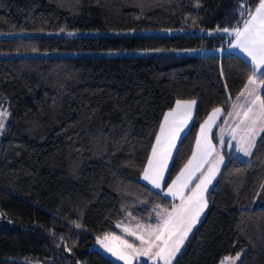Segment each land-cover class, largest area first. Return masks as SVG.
<instances>
[{"label": "trees", "instance_id": "trees-1", "mask_svg": "<svg viewBox=\"0 0 264 264\" xmlns=\"http://www.w3.org/2000/svg\"><path fill=\"white\" fill-rule=\"evenodd\" d=\"M257 4L0 0V53H64L0 57V108L7 112L0 133V264H116L92 248L94 241L120 234L116 223L127 216L155 223L160 209L173 207L141 178L162 117L177 100L196 101L167 184L189 159L208 114L227 110L253 75L242 56L225 50L221 30L241 27L247 16L238 6ZM80 51L115 54L66 55ZM223 152L206 211L172 264H218L237 253L236 264H264V205L257 204L264 130L248 159Z\"/></svg>", "mask_w": 264, "mask_h": 264}, {"label": "snow or ice", "instance_id": "snow-or-ice-1", "mask_svg": "<svg viewBox=\"0 0 264 264\" xmlns=\"http://www.w3.org/2000/svg\"><path fill=\"white\" fill-rule=\"evenodd\" d=\"M247 2V0H245ZM241 17L247 16V19H243V26H237L229 32V29H223L224 32L235 36L234 44L232 47H236L243 52L246 57L250 58L251 65L253 67V75L249 76L248 84L245 85L246 89H249V85H254L256 82V72L261 66H264V0H258L257 7L255 10L246 9L243 6H238ZM264 75V72L260 73ZM264 84V80L261 81ZM256 89L251 88L249 91L250 95H255ZM243 95V93H242ZM261 111L256 114L257 120L264 121V99H260ZM177 109H173V113L177 112L178 109L183 107L185 110H190L196 101L181 102L177 100ZM256 101L253 100L245 111L244 117L250 118L249 113L252 112V106L255 105ZM235 107V106H234ZM214 113L222 112L221 108L213 110ZM6 118V113L3 114ZM172 113L165 114V122L161 124V134L156 136V143L152 145V153L148 158V164L144 169L143 178L148 180L153 187L160 188L161 185L158 181L164 180V169L168 167V160L172 157L171 149L175 147L174 139H167L162 142V134L165 133L166 126L171 133L172 126L168 123L169 116ZM231 115V113H229ZM211 119V117H210ZM257 120H253L252 124L255 125ZM187 120L182 123L187 124ZM207 123V121H206ZM4 128V123L0 120V130ZM202 132L204 125L201 126ZM235 129H233V132ZM180 129L175 130V135H179ZM235 139V136H233ZM255 135H250L246 143L239 147V151L245 155H251L252 149L255 146ZM198 148H200V161L205 160L208 156L212 155V149L210 144L206 146H200V140H197ZM197 154L193 153V159H196ZM223 157L219 158L222 161ZM217 165L209 166L207 173H201L197 175L200 168L204 167L202 163H197L191 171L185 175V170L189 169L193 161L190 160L185 165L184 169L181 170L180 176L176 180H173L172 184L168 185L166 195L173 197L179 196L181 203L173 206L172 212L167 213V218L163 220L162 225L156 229L149 231V239L145 240L143 236H138L137 239L142 244H147L148 249L138 251L136 254L148 255L151 249L155 248V256L163 261V264H171L172 258L176 256L181 250V246L184 244L188 234L192 231L193 226L198 222V218L204 212L207 207V201L205 199V193L208 192L209 186L212 185L213 179L216 173L219 171ZM195 183V189L191 191L187 196L185 195L184 189H188L190 184ZM140 228V225H137ZM128 231V229H125ZM130 235H136L135 232H130ZM154 235V239H152ZM127 248L132 249L133 245L128 244L125 241ZM109 252L116 255L118 259L125 260L127 264V258L123 254H117L113 252L111 248H108ZM240 259V253H237L234 258H231L232 264H236V261ZM229 260V257H225L220 264H225Z\"/></svg>", "mask_w": 264, "mask_h": 264}, {"label": "crops", "instance_id": "crops-1", "mask_svg": "<svg viewBox=\"0 0 264 264\" xmlns=\"http://www.w3.org/2000/svg\"><path fill=\"white\" fill-rule=\"evenodd\" d=\"M256 7H257V5H256ZM255 8H254V10H255ZM242 26H243V24L241 25V27ZM234 41H235V37L233 38L232 41H230L229 45L225 48V50L228 52H231V53L239 54L250 64L251 62L249 61L248 57H246V55L243 52H241L240 49L231 46L234 44ZM263 70H264V66H261L260 69L257 70L256 82L254 85H249V89L245 88V85L248 84V81L246 82V84L244 85V87L242 88L240 93L229 104V107L227 110H224L221 108L222 112L214 113L213 110L216 109V108H214L208 114V116L204 120V123L201 124V125H204L203 132H201L202 131L201 126L199 128V131L197 133V136H196V139L194 142V146H193V149H192V152H191L189 159L186 161V163L181 167V169L171 179V181L169 183H167V184L165 183L163 185V181H158L160 183L161 187L155 188V187H153V185L148 180H145L143 178L144 171H143L142 176H141L142 180L146 184L151 186L152 188L160 191L164 196L175 200V204L173 205V206H175V205H179L181 203V200H180L179 196L173 197L171 195H166L167 190H168V185L172 184L173 180H176L177 177L180 176L181 170L184 169L185 165L188 164L190 160H192L193 163L189 169L185 170V175H187V172L191 171V169L194 168L197 163H202L204 165V167L200 168L199 172H197V175H200L201 173H207L209 166H212L218 157V156H216L215 152L213 153V151H214L213 150V144L216 146H218V144H224V147L226 148L227 151H229L231 149L234 150V152H235L234 155L237 158L242 159V160L248 159L250 155H245L243 152L239 151V147L243 146L244 144H241L238 146L234 142H238V141H245L246 142L250 135H255V138H256L255 143H256L257 139L259 138V136L261 135V133L264 130V121L257 120V116H256V114H258L261 111V109L259 107L260 100L257 99V97L260 98V92L264 86V84H262L261 81L257 79V75L259 73H261ZM251 88L256 89L255 95L249 94V91ZM242 93H243V95H242ZM253 100H255L256 103H255V105L252 106V112L249 113L250 118H245L244 113H245V111L248 110V107ZM180 101L181 102H187L189 100H180ZM194 108H195V105H193L190 110H185L183 107H181L180 109L177 110V112L173 113V109H177V103H175L173 108L166 111L162 117V120H161V123H160V126H159V129H158L156 136L160 132L161 124L165 122V114L166 113H172V115H170L168 118V123L171 124V126H172L171 133L169 132V130L166 126L165 133L162 134V142H165V137H167V139H174L175 140V147L171 149L172 157H173L174 151L176 149V146H177V143H178L180 137L184 134V132L186 131V129H187V127L191 121V118H192V115L194 112ZM229 113H231V115H229ZM210 117H211V119H210ZM184 120L188 121L186 125L182 123ZM253 120H257V123L255 125L252 124ZM206 121H207V123H206ZM177 128L180 129L178 136L175 135V130ZM233 129H235L234 132H233ZM233 136H235V139H233ZM198 138L200 140V146L201 147L206 146V144H210L211 149H212V155L208 156L203 161H200V159H199L200 158V148H198V145H197ZM155 140H156V137L154 139L153 144L155 143ZM151 152H152V147L150 150V154H151ZM194 152L197 154L196 159H193V153ZM219 152H220V150H219ZM172 157L169 158V160H168V167L166 168L167 169L166 171H168ZM148 158H149V156H148ZM147 162H148V159H147ZM146 165H147V163H146ZM218 166H219L218 167L219 171L216 173V176L213 179V183L216 180V178H217V176L221 170V167H222L221 161H219ZM164 173H165V169H164ZM211 186L212 185L209 186V189L211 188ZM193 189H195V183L190 184L189 189H184L183 191L185 192V195L187 196L188 194L191 193V191ZM206 194H207V192L205 193V199H206ZM260 194H261V197H264V187H263L262 192ZM172 209H173V207L170 209H167V210H162V218L161 219H158V221L155 223H147V224H152V225L156 226L157 228L160 227L162 225L163 220L167 218V213L172 212ZM134 220H137V219H132V221H134ZM138 221H140V220H138ZM141 222H143V221H141ZM143 223H146V222H143ZM140 227H142V226H140ZM136 234L139 236L143 235L142 230L138 228V230H136ZM154 238L155 237L153 235L152 239H154ZM144 247H145V249H147L149 246L147 244H145ZM147 260H150V264H163L155 256L152 257L151 259H147Z\"/></svg>", "mask_w": 264, "mask_h": 264}, {"label": "rangeland", "instance_id": "rangeland-1", "mask_svg": "<svg viewBox=\"0 0 264 264\" xmlns=\"http://www.w3.org/2000/svg\"><path fill=\"white\" fill-rule=\"evenodd\" d=\"M221 31H223V30H221ZM167 32H175V31H167V30H163L162 31V33H167ZM229 32H231V30H229ZM123 33L132 34L134 32L128 31V32H123ZM24 34L30 35L31 33H24ZM32 34H35V33H32ZM36 34H38V35H52L51 33H42V34L36 33ZM226 34H227V41H226V47H227L229 45L230 41H232L235 36H234V34L233 35H230L229 33H226ZM163 51L164 52H171V53H180V54H187V53H192L193 52L192 50H179V49H168V50H163ZM147 53H151V51L150 52L149 51H147V52L146 51H136V52H134V54H136V55H142V54H147ZM95 54L114 55L115 53H110L109 51H80V52H70V53H67L66 55H68V56H79V55L84 56V55H95ZM49 55H64V53H60V52H54V53H43V52L0 53V57H5V56H49ZM248 59L250 61L249 57H248ZM250 65H251V63H250ZM189 101H191V100H189ZM192 101H194V100H192ZM4 113L7 114L5 109L0 108V120H2V122L4 123V126H5L7 115H6V118H5L4 115H3ZM202 123H204V121ZM200 126H202V125H200ZM2 130H0V133H1ZM159 134H161V129H160ZM155 143H156V140H155ZM234 143L239 146L241 144H245L246 142L245 141H238V142H234ZM223 149L225 150L224 144H218V146L213 144V150H214L213 153L215 152L216 156H218L217 160L215 161V163H213V165H217V162L219 161L220 157H223V160L221 161V163L223 165L224 160H225L224 159V154H223L224 153ZM219 150H220V152H219ZM147 164H148V162H147ZM218 165H219V163H218ZM166 170L167 169H165V173H164V177L165 178L163 180V185L165 184V180H166V176H165V175H167V173H166L167 171ZM261 198H262V200L257 199V204L258 203H262L264 205V197H261ZM206 208H205L204 212L206 211ZM203 213L200 215V217L203 215ZM157 217L159 219L162 218V209H160L159 212L157 213ZM200 217L198 218V221H199ZM132 219H134V218H131V216H129V217L127 216L125 221L120 222L118 224L116 223V228L118 229L120 234H115V233H112V232H108L105 235H103L102 237L97 238L94 241V243L92 244V248L95 249L96 251L102 253L103 255H105L106 257L111 259L116 264H126V261L118 259V257L116 255H113L112 252L108 251V248H111L113 250V252H116L117 254L125 255V257L127 258V264H139L140 262H145L147 264L148 263L150 264V260H147V259H151L152 257H154L155 256V252L157 251V249H155V248L151 249V251L149 252L148 255H143V254L137 255L136 253L138 251L142 252L145 249V247H144L145 244H142L141 241L139 239H137V237L139 235H137V234L136 235H130L129 233L130 232H135L136 233V230H138L137 225H140L142 227H140L139 229L142 230V234H143L141 236H143L144 239L147 240V239H149V231L151 229H156L157 227L152 225V224L143 223V222L138 221V220L132 221ZM197 223L193 226L192 230L196 227ZM125 229H128V231H125ZM189 234H188V236H189ZM186 239H185V241H186ZM125 241H127L128 244L133 245V248L132 249L127 248V246L125 244ZM185 241H184V243H185ZM182 246H181V249H182ZM178 253L176 254V256L174 258H172L171 263L177 258ZM235 256H224V257H222L220 259L218 264H220V262L222 260H224L225 257H229V260L226 261L225 264H232L231 258H234ZM157 259L163 263L162 260H160L159 258H157ZM237 262L238 261H236V263Z\"/></svg>", "mask_w": 264, "mask_h": 264}, {"label": "water", "instance_id": "water-1", "mask_svg": "<svg viewBox=\"0 0 264 264\" xmlns=\"http://www.w3.org/2000/svg\"><path fill=\"white\" fill-rule=\"evenodd\" d=\"M0 218H1V215H0Z\"/></svg>", "mask_w": 264, "mask_h": 264}]
</instances>
